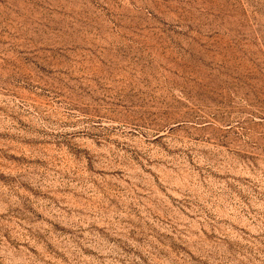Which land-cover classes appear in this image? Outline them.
Instances as JSON below:
<instances>
[{
    "label": "rangeland",
    "instance_id": "1",
    "mask_svg": "<svg viewBox=\"0 0 264 264\" xmlns=\"http://www.w3.org/2000/svg\"><path fill=\"white\" fill-rule=\"evenodd\" d=\"M0 264H264V0H0Z\"/></svg>",
    "mask_w": 264,
    "mask_h": 264
}]
</instances>
